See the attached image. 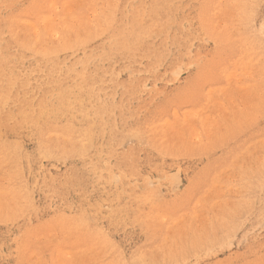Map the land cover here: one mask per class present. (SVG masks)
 <instances>
[{
    "label": "rangeland",
    "instance_id": "374dc122",
    "mask_svg": "<svg viewBox=\"0 0 264 264\" xmlns=\"http://www.w3.org/2000/svg\"><path fill=\"white\" fill-rule=\"evenodd\" d=\"M0 264H264V0H0Z\"/></svg>",
    "mask_w": 264,
    "mask_h": 264
}]
</instances>
